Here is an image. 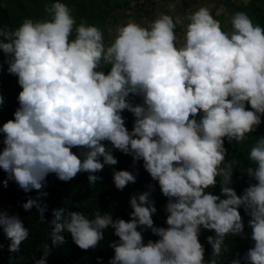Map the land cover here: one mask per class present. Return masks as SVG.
<instances>
[{
  "label": "clouds",
  "instance_id": "1",
  "mask_svg": "<svg viewBox=\"0 0 264 264\" xmlns=\"http://www.w3.org/2000/svg\"><path fill=\"white\" fill-rule=\"evenodd\" d=\"M45 12V18L26 17L15 28L0 26L6 70L21 86L14 118L0 126L4 183L13 180L26 193L38 190L22 207L35 206L46 221V177L54 173L67 181L87 172L94 182L105 165L118 163L113 154L118 149L134 161L142 159L169 198L170 215L168 227L157 226L159 209L147 191L131 197L127 220L99 210L90 217L54 208L46 221L50 243H42L35 264H47L52 249L63 244V232L80 248L94 249L109 227L119 238L111 242L109 264H218L205 260L199 235L202 229L214 231L207 241L219 257L228 235L244 234L241 206L251 217L254 241L243 261L264 264V135L250 149L252 166L241 168L257 181L243 195L232 186L234 161L225 160V138L245 140L264 117V25L237 10L225 31L201 8L188 13L180 43L177 22L167 13L147 26L134 20L117 25L106 43L104 30L77 23L64 0L45 4ZM130 94L141 96L142 103H132ZM125 109L135 116L131 129ZM218 176L222 196L207 190ZM136 179L131 171L113 170L118 189ZM0 226L10 238L9 250L19 252L29 235L19 214L0 211ZM148 229L160 239L146 241Z\"/></svg>",
  "mask_w": 264,
  "mask_h": 264
},
{
  "label": "trees",
  "instance_id": "2",
  "mask_svg": "<svg viewBox=\"0 0 264 264\" xmlns=\"http://www.w3.org/2000/svg\"><path fill=\"white\" fill-rule=\"evenodd\" d=\"M10 25L13 28L17 26L11 12L3 6L0 1V26ZM0 83L10 91H15L16 96L9 99L4 98V103L0 104V126L8 119L14 118L13 113L19 106L17 99L21 86L18 84V77L7 72V63H5V56L0 51ZM129 100L135 103H142V97L135 94H130ZM247 107H251L250 104ZM123 116L126 118V126L131 129L135 116L132 112L125 109ZM264 125V120L255 128L254 131L247 134V138L243 141L237 142L235 140L228 141L225 138V148L227 149L225 160L234 161L233 163V184L232 186L237 190L239 195H243L245 189L257 181L249 176L247 173H242V167L252 166L249 153L251 147L260 138V133ZM3 133H0V150L3 149ZM105 143L111 148V143ZM74 152L80 154L81 150L78 148L72 149ZM113 154L117 157L118 163L115 165H105V167L96 173L99 177L96 181H90L87 172H79L70 180H61L54 173H50L46 177V184L44 190L48 193L42 199L46 201L48 210L45 212L46 221H51L53 218L52 209L59 207H66L70 210L83 211L88 216H94L96 211L101 213L109 212L113 218L131 219L130 199L133 195H139L142 192H150L151 198L156 202L159 209L158 214L154 217L156 224L159 227H168L167 221L169 213L167 206L169 198H167L159 185L158 181H154L150 173L143 167V161H134L133 156L123 153L118 149H113ZM227 164H222L225 167ZM128 170L136 175L135 182H129L123 189H118L113 181V170ZM7 174L0 168V211L7 210L9 214H19L24 222L25 227L29 229L28 237L21 242L19 252H11L8 248L10 238L3 232L0 226V264H35L43 254L41 247L42 243H50L49 233L51 226L46 222L40 220L38 216V209L35 206L32 209L25 210L22 203L28 196H36L38 190L33 189L31 192H25L21 189L15 181L9 180L7 184L4 183ZM222 176L217 177V183L210 186L208 191L213 194L221 195V181ZM240 212L244 221V234L228 235L225 240L227 249L219 256L214 257L213 248L207 241L208 235H214L213 230L202 229L199 239L205 247V260L211 261L217 259L218 264H230L231 260L240 257L242 264L244 254L254 245L251 239V227L248 224L251 217L247 214L244 207H240ZM143 231V229H141ZM105 237L99 242L96 248L82 249L72 240L71 234L63 232L65 240L59 247H54L52 252L47 257V264H109V259L114 255V249L111 247L113 240H118L114 230L109 227L105 229ZM146 241L159 240L151 229L144 232ZM98 257L102 258L98 260Z\"/></svg>",
  "mask_w": 264,
  "mask_h": 264
},
{
  "label": "rangeland",
  "instance_id": "3",
  "mask_svg": "<svg viewBox=\"0 0 264 264\" xmlns=\"http://www.w3.org/2000/svg\"><path fill=\"white\" fill-rule=\"evenodd\" d=\"M12 14L17 26L26 17L43 19L47 16L45 4L52 0H0ZM72 9L77 23L82 20L95 24L104 30L105 42L115 35L117 25L136 21L148 25L161 13L171 15L177 22L178 43L182 42L188 13L201 8H208L214 18L231 30V15L237 10L246 11L254 22L264 25V0H64ZM0 83V94L6 99L16 96ZM129 99V97H128ZM135 104V102H132ZM264 120V117H262ZM264 135V125L260 136Z\"/></svg>",
  "mask_w": 264,
  "mask_h": 264
}]
</instances>
